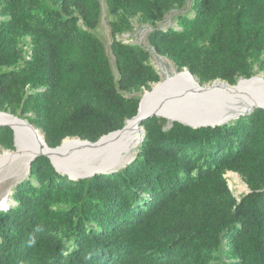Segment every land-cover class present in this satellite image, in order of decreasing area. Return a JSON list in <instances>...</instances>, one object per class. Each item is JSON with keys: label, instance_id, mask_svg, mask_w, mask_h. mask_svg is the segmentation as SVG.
<instances>
[{"label": "trees", "instance_id": "16d2710c", "mask_svg": "<svg viewBox=\"0 0 264 264\" xmlns=\"http://www.w3.org/2000/svg\"><path fill=\"white\" fill-rule=\"evenodd\" d=\"M103 1L113 62L102 0H0V111L51 147L123 128L162 80L153 55L201 84L264 73V0ZM177 11L178 28L160 27ZM137 24L148 46L117 38ZM141 125L134 160L111 174L76 181L33 160L0 208V264H264V109L216 127ZM0 145L15 149L10 126Z\"/></svg>", "mask_w": 264, "mask_h": 264}, {"label": "water", "instance_id": "95a60500", "mask_svg": "<svg viewBox=\"0 0 264 264\" xmlns=\"http://www.w3.org/2000/svg\"><path fill=\"white\" fill-rule=\"evenodd\" d=\"M255 108L264 109V75L240 78L236 84L222 80L201 84L189 70L184 69L159 81L151 90H146L141 96L137 114L128 119L123 128L103 135L95 142L80 137H66L59 146L51 147L43 134L42 140H39L43 148L31 155L28 168L30 171L32 161L38 156L46 155L57 171L72 180L111 174L131 163L135 156L130 159L123 155L119 157V150L107 147L106 141L111 136L125 133L131 124L140 130L142 141L145 129L141 122L152 116L178 121L193 128L216 127L247 115ZM7 118L13 120L9 122ZM14 120L25 124L27 131L36 136L40 132L26 118L0 111V127L10 126L14 131L16 150L10 149L12 152L18 150ZM28 142L29 146L33 145L31 140Z\"/></svg>", "mask_w": 264, "mask_h": 264}, {"label": "rangeland", "instance_id": "374dc122", "mask_svg": "<svg viewBox=\"0 0 264 264\" xmlns=\"http://www.w3.org/2000/svg\"><path fill=\"white\" fill-rule=\"evenodd\" d=\"M102 4H103V16H102V19L100 22V26L97 29V33L99 34V36L104 41L106 48H107V51L111 55L112 62H113L114 58H113L111 51H110V44L113 41V37H112L111 27L108 23V18L106 17V15H107L106 14V5H105V2L103 0H102ZM190 4L191 3L189 2V5ZM178 13L179 12L177 11V12H172V13L168 14L166 19L164 20V22H162L160 24V27H163L166 29V28H169L170 26H175L176 28H178V26H177V14ZM135 26L136 27H135L133 32L124 33V34L118 36L117 38L124 41V42L140 43V44H143L144 46H148L147 37L151 31V28L148 26H140L138 24ZM151 62L155 65V67L157 68V70L161 74L162 80L165 79L168 75H173V74H175V72H177V68L175 67L173 62L167 58L158 57V56L153 55L151 57ZM259 75H264V73H260ZM40 132L42 134H44L41 130H40ZM117 147L118 146H115L114 149ZM4 151H10V149H5L0 145V154H3ZM16 164L17 163H15V162H13V163L11 162L10 164H6L5 167H6V169H8V168L10 169L7 171H11V169H13L16 166ZM28 174H29V169L17 181L2 180L0 182V208H5L12 203L11 193L13 191V188L19 182L23 181L26 177H28ZM227 177H228L229 185H230L231 189L233 190V192L236 196H240V195H242L248 191V187L244 188V186L246 184L244 183V181L242 180L240 175L229 172L227 174ZM3 195H5V196H3ZM4 200H6V201L3 202Z\"/></svg>", "mask_w": 264, "mask_h": 264}, {"label": "bare ground", "instance_id": "6f19581e", "mask_svg": "<svg viewBox=\"0 0 264 264\" xmlns=\"http://www.w3.org/2000/svg\"><path fill=\"white\" fill-rule=\"evenodd\" d=\"M168 76L170 77L171 75ZM12 120L13 118L6 119V121L9 122ZM14 124L17 127L18 150L15 152L4 151L3 154H0V182L2 180H19L29 169L28 163L31 155L43 148V146L39 144V140H42L43 136L41 132H38V136H36L32 132L27 131V126L25 124L20 122L18 123L16 120H14ZM29 140L32 141V146H29ZM140 141V130L135 126V124H131L130 128L125 133L109 137L106 141V146L109 148L118 146L115 148L119 150L118 156L120 157L123 155L124 158L130 159L135 155L136 148ZM11 162H15L17 164L13 169H11V171H7L10 169H6L5 165L10 164ZM57 165L58 167H61L59 163H57ZM244 188H247V186L245 185ZM3 202H5V200Z\"/></svg>", "mask_w": 264, "mask_h": 264}]
</instances>
